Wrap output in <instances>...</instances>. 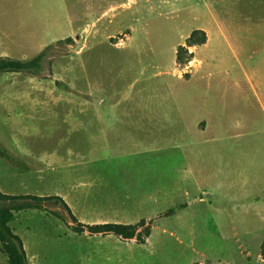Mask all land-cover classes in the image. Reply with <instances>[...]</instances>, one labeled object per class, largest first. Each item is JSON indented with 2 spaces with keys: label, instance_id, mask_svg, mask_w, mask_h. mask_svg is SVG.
I'll use <instances>...</instances> for the list:
<instances>
[{
  "label": "rangeland",
  "instance_id": "374dc122",
  "mask_svg": "<svg viewBox=\"0 0 264 264\" xmlns=\"http://www.w3.org/2000/svg\"><path fill=\"white\" fill-rule=\"evenodd\" d=\"M45 49L38 74L0 73V190L152 231L79 234L44 201L66 221L10 224L31 264H264V108L235 99L263 68L264 0H0V56Z\"/></svg>",
  "mask_w": 264,
  "mask_h": 264
},
{
  "label": "trees",
  "instance_id": "16d2710c",
  "mask_svg": "<svg viewBox=\"0 0 264 264\" xmlns=\"http://www.w3.org/2000/svg\"><path fill=\"white\" fill-rule=\"evenodd\" d=\"M199 34L200 37L196 38ZM68 41L73 39L68 38ZM207 36L204 31L196 30L188 39V45L194 46L206 43ZM186 50L185 47H180L178 51V60H181V52ZM48 49L41 51L39 54L29 60L15 59L10 56L0 57V73L9 72H29L38 74L42 68L44 58L47 56ZM44 201H54L57 204H62L69 212L75 225L71 228L76 233L82 234L86 230L90 235H108L114 234L124 240L134 239L135 237L142 243L151 235L152 225H148L146 220H141L137 224H123V223H100V224H85L80 222L73 214L68 203L58 195L53 196H36V195H11L3 193L0 190V243L4 252L6 253L10 264H31L28 260L26 250L24 248L21 237L16 234L10 224L15 220L16 212L26 210L29 208H38L42 210L41 205ZM50 214L58 216L60 219L66 221L65 217L59 213L47 210ZM142 230L138 232V229Z\"/></svg>",
  "mask_w": 264,
  "mask_h": 264
},
{
  "label": "crops",
  "instance_id": "0c3cea01",
  "mask_svg": "<svg viewBox=\"0 0 264 264\" xmlns=\"http://www.w3.org/2000/svg\"><path fill=\"white\" fill-rule=\"evenodd\" d=\"M90 7V6H87ZM2 56H8V55H2ZM0 56V57H2ZM261 62H263V68H251L250 70H244L242 72L243 77L246 79L245 82L241 80H237L235 82L237 93L235 94V99H238L241 97L245 101L251 103V104H258L261 105L264 108V57H260ZM238 60H240V57H238ZM247 84L248 88H245L243 84ZM243 94H246L247 97L244 98ZM254 104V105H255ZM250 118H256L255 115H251ZM262 139L264 136L261 137Z\"/></svg>",
  "mask_w": 264,
  "mask_h": 264
}]
</instances>
